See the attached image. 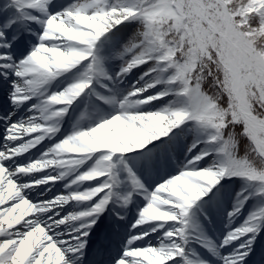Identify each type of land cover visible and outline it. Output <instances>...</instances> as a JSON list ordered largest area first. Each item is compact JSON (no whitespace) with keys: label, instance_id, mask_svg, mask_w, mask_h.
I'll list each match as a JSON object with an SVG mask.
<instances>
[{"label":"snow or ice","instance_id":"snow-or-ice-1","mask_svg":"<svg viewBox=\"0 0 264 264\" xmlns=\"http://www.w3.org/2000/svg\"><path fill=\"white\" fill-rule=\"evenodd\" d=\"M0 264H264V0H0Z\"/></svg>","mask_w":264,"mask_h":264},{"label":"bare ground","instance_id":"bare-ground-1","mask_svg":"<svg viewBox=\"0 0 264 264\" xmlns=\"http://www.w3.org/2000/svg\"><path fill=\"white\" fill-rule=\"evenodd\" d=\"M55 191H59V189H55ZM218 225H219V224H218ZM220 227H221V226L219 225L218 228L220 229Z\"/></svg>","mask_w":264,"mask_h":264},{"label":"rangeland","instance_id":"rangeland-1","mask_svg":"<svg viewBox=\"0 0 264 264\" xmlns=\"http://www.w3.org/2000/svg\"><path fill=\"white\" fill-rule=\"evenodd\" d=\"M54 191H55V190H54ZM218 226H219V225H217V229L219 230Z\"/></svg>","mask_w":264,"mask_h":264}]
</instances>
